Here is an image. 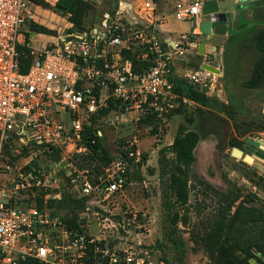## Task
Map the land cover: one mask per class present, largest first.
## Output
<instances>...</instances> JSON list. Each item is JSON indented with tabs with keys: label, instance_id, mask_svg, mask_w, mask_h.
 <instances>
[{
	"label": "built area",
	"instance_id": "built-area-1",
	"mask_svg": "<svg viewBox=\"0 0 264 264\" xmlns=\"http://www.w3.org/2000/svg\"><path fill=\"white\" fill-rule=\"evenodd\" d=\"M44 1L53 7L58 0ZM202 4L174 0L175 19L198 26ZM135 7L149 11L152 21H127ZM38 8L30 0H0V264H150L133 248L115 247L108 232L115 223L109 225V219L99 222L100 233L92 235L84 219L72 227L47 200L38 205L34 199L52 188L56 193L44 198L61 199L60 179L71 183L77 199L99 203L122 197L130 173L144 163L136 135L100 165L79 167L76 161L93 154L100 137L92 127L94 119L114 103L121 101L136 121L153 115L160 131L166 114L177 106L170 74L173 54L182 51L160 38L154 0L119 2L99 27L34 48L26 33L29 24L37 23ZM187 37L178 34L179 40ZM20 47L32 58L25 72L20 71ZM138 48L137 57L150 64L142 72L120 56L121 50ZM108 51L120 59L106 60ZM208 73L200 68L187 76L192 84H204ZM54 151L60 158L44 164L42 157ZM253 159L264 169V157L254 153ZM136 214L132 212L133 222ZM250 263L258 264L253 259Z\"/></svg>",
	"mask_w": 264,
	"mask_h": 264
},
{
	"label": "rangeland",
	"instance_id": "rangeland-1",
	"mask_svg": "<svg viewBox=\"0 0 264 264\" xmlns=\"http://www.w3.org/2000/svg\"><path fill=\"white\" fill-rule=\"evenodd\" d=\"M83 1L90 3L92 10L82 30L75 28L67 13L39 6L36 25L46 32L29 29L26 34L30 45L39 48L67 33L99 27L104 17L112 16L118 3L125 0ZM220 49L221 72L207 71L210 73L204 84H192L187 76L205 64L204 54L194 50L172 56L174 89L178 83L189 84L204 97L201 99L209 101L208 105L177 93V106L166 114L160 131L153 115L136 121L121 101L94 119L92 127L100 132L102 155L93 163L84 158L82 167L100 165L113 157L117 148L127 145L132 136L139 139L144 163L130 173L122 197L99 203L83 199L78 203L71 183L60 179L61 199L44 198L46 193H56L52 188L45 193L39 191L36 204L47 200L72 223L84 219L92 235L100 233L99 222L109 219V225L115 223L108 228L115 247L133 248L150 264H217L230 228L246 225L264 231V169L256 167L253 154L246 149L249 140L264 135V22L257 21L224 38L206 59L217 62ZM139 50H135L136 57ZM127 51L121 50L122 58H128ZM248 81L253 88L245 87ZM236 128L245 134L239 136ZM185 132L197 136L195 160L189 167L179 164L184 171L180 174L172 145ZM21 157H16L19 162ZM56 157L43 156L42 162L47 164L49 158ZM173 175L183 177L184 199L173 191ZM133 211L137 213L135 222ZM254 253L264 257V249L255 248L234 250L229 257L240 260Z\"/></svg>",
	"mask_w": 264,
	"mask_h": 264
},
{
	"label": "trees",
	"instance_id": "trees-1",
	"mask_svg": "<svg viewBox=\"0 0 264 264\" xmlns=\"http://www.w3.org/2000/svg\"><path fill=\"white\" fill-rule=\"evenodd\" d=\"M34 4L40 6V7H47V3H45L44 0H30ZM54 10L61 12V13H67L69 15L70 22L75 26L76 29L82 30L85 29V24L87 21V17L89 12L92 10V5L86 1L83 0H58L56 4L52 7ZM29 29L31 31H38L40 29L41 32H46L45 29L39 27L36 24H29ZM26 34V39H27ZM21 51L24 52L23 56L21 57L22 65L20 67L21 72H25L29 64L31 63L32 58L29 56V52L25 47H20ZM127 51V57L129 60L132 61L134 70L136 72H142L143 70L147 69L149 67L148 62H142L138 57H136V52ZM171 80V78H170ZM245 87L247 88H253V85H251V82L248 81L245 83ZM175 92L179 95L187 98L190 101H193L195 103H198L200 105H208L209 101H205L203 96H200L198 91H196L192 86L189 84H186L184 82L178 83L177 86L175 85ZM236 131L239 136H242L245 134V132L239 133V131L236 128ZM197 143V136L192 132H185L181 133L180 137H177L172 145V149L176 155V160L178 162L177 165V172L180 174H183V169L180 167V165H183L184 167H189L194 162L195 158L193 155V149ZM102 151L98 140L96 145L93 149V154L90 156L85 157L88 159H92V163L94 161V158L96 156L102 155L100 152ZM100 154V155H99ZM58 153L56 151L51 153L52 156H57L56 159L58 160ZM84 158L81 160H77L76 163L79 167L84 166L83 162L85 160ZM108 158L104 159L102 163L105 162ZM144 159V156H143ZM54 160V159H53ZM180 164V165H179ZM183 177L173 175L172 177V183H173V191L175 195L179 198L184 199L186 197V189H185V182L182 180ZM65 195L62 196V198ZM74 201L80 203L82 199H77L74 197ZM237 213H235L233 219L236 220L238 217L236 216ZM64 216V215H63ZM65 217V216H64ZM66 218V217H65ZM69 225L72 227H77V223H72L66 218ZM79 228V227H78ZM228 237L225 239V243L221 247L220 253H219V259L217 261V264H252L250 263V260L253 259L258 264H264L262 262L259 254H253L249 257L242 258L240 260H235L233 258H230V253L234 250H243L247 249L250 250L252 248H255L257 250L264 249V231L258 232L256 229L247 227L245 225L244 228H230L228 231Z\"/></svg>",
	"mask_w": 264,
	"mask_h": 264
},
{
	"label": "crops",
	"instance_id": "crops-1",
	"mask_svg": "<svg viewBox=\"0 0 264 264\" xmlns=\"http://www.w3.org/2000/svg\"><path fill=\"white\" fill-rule=\"evenodd\" d=\"M139 1L141 0H125L122 2L137 5ZM176 1L184 5H188L192 2V0ZM154 2L155 12L153 18L155 19V23L160 31V38L169 42L172 48H174V43L177 44L182 53L192 52L194 50L199 52L200 43H203V57L206 61L205 64L212 62L211 60H207L206 57L216 49V45L220 44L224 38H230L233 33L238 32L244 27L256 23L257 21L264 22V0H250L246 2H241L240 0H216L219 11L225 14V21L213 23L211 25V34L202 35L199 31V23L208 20L207 17L202 16L197 26L194 21L175 19L173 5L174 0H154ZM133 20L145 25L152 21V17L149 14V11H145L143 9L138 10L135 7L132 11H130L127 17V21L132 22ZM171 21L176 23L178 26H174V24L172 26ZM180 33L188 34L187 40H179L178 34ZM182 46H184V48ZM172 50L174 51V49ZM104 56L106 60L120 59L119 55H116L114 51H108L104 54ZM120 56L122 57L121 52ZM100 63H102V60ZM171 75L172 67L170 78H172Z\"/></svg>",
	"mask_w": 264,
	"mask_h": 264
},
{
	"label": "water",
	"instance_id": "water-1",
	"mask_svg": "<svg viewBox=\"0 0 264 264\" xmlns=\"http://www.w3.org/2000/svg\"><path fill=\"white\" fill-rule=\"evenodd\" d=\"M241 2H246L250 0H240ZM201 14L203 17H207L208 20L202 21L199 23V31L202 35H209L211 34V25L213 23H219L225 21V14L219 11V7L217 5L216 0H205L203 1L202 8H201ZM203 43H200L199 46V53L203 54L204 49ZM222 49L219 51L218 55V62H208L207 64H202L201 68L205 69L207 71L213 72L215 74H220L221 68H222V58H221ZM262 138H264V135H262ZM255 144L258 146L256 153L260 157H264V141L260 142H254L252 140H249L246 143V146H249V144ZM261 147V148H260ZM64 163H61L63 165Z\"/></svg>",
	"mask_w": 264,
	"mask_h": 264
},
{
	"label": "flooded vegetation",
	"instance_id": "flooded-vegetation-1",
	"mask_svg": "<svg viewBox=\"0 0 264 264\" xmlns=\"http://www.w3.org/2000/svg\"><path fill=\"white\" fill-rule=\"evenodd\" d=\"M257 148H258V146L255 145L254 143L253 144H249V146H246V149H247L248 153H250V154L256 153Z\"/></svg>",
	"mask_w": 264,
	"mask_h": 264
},
{
	"label": "bare ground",
	"instance_id": "bare-ground-1",
	"mask_svg": "<svg viewBox=\"0 0 264 264\" xmlns=\"http://www.w3.org/2000/svg\"><path fill=\"white\" fill-rule=\"evenodd\" d=\"M238 154V153H237ZM239 155V154H238Z\"/></svg>",
	"mask_w": 264,
	"mask_h": 264
}]
</instances>
